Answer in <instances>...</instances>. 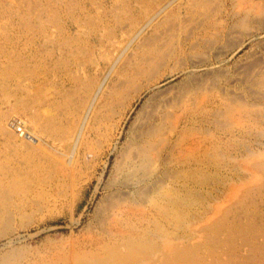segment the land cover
Instances as JSON below:
<instances>
[{
    "label": "rangeland",
    "instance_id": "374dc122",
    "mask_svg": "<svg viewBox=\"0 0 264 264\" xmlns=\"http://www.w3.org/2000/svg\"><path fill=\"white\" fill-rule=\"evenodd\" d=\"M129 239L264 264V0H0V264Z\"/></svg>",
    "mask_w": 264,
    "mask_h": 264
},
{
    "label": "bare ground",
    "instance_id": "6f19581e",
    "mask_svg": "<svg viewBox=\"0 0 264 264\" xmlns=\"http://www.w3.org/2000/svg\"><path fill=\"white\" fill-rule=\"evenodd\" d=\"M81 9V8H80ZM54 122V121H53ZM256 185V184H255ZM254 185V186H255ZM243 188V187H242ZM180 190V189H179ZM169 192V191H168ZM253 192V191H252ZM173 193V192H172ZM236 194V193H235ZM161 195V194H160ZM252 196V195H251ZM262 196V195H261ZM184 198V197H183ZM158 203V202H157ZM194 203V202H193ZM156 204V203H155ZM191 204V203H190ZM189 205V204H188ZM254 205V204H253ZM260 205V204H259ZM228 210V209H227ZM254 210V209H253ZM161 212V211H160ZM190 213V212H189ZM259 213V212H258ZM158 214V213H157ZM181 216V214H179ZM246 215V214H245ZM208 216V215H207ZM206 216V217H207ZM175 217V216H174ZM143 218V217H142ZM179 218V217H178ZM177 218V219H178ZM184 218V216H183ZM173 219V218H172ZM176 220V218H174ZM180 219V218H179ZM182 219V218H181ZM189 221V220H188ZM237 221V220H235ZM249 221V220H248ZM180 222V221H179ZM212 223V222H211ZM213 224V223H212ZM219 224V223H218ZM250 224V223H249ZM216 225V224H215ZM189 226V225H188ZM247 227V225H245ZM130 227V226H128ZM133 227V225H132ZM183 227V226H182ZM218 227V225H217ZM216 227V228H217ZM237 227V226H236ZM146 228V227H145ZM148 228V227H147ZM155 228V227H154ZM213 228V227H212ZM241 228V226H240ZM239 228V229H240ZM244 228V227H243ZM249 228V227H247ZM257 228V227H256ZM127 229V228H126ZM134 228H130L129 231H133ZM206 229V228H205ZM208 229V228H207ZM128 230V229H127ZM140 230V229H139ZM128 231V232H129ZM195 231V230H194ZM241 231V230H240ZM127 232V233H128ZM130 233V232H129ZM135 233V232H134ZM193 233V232H192ZM241 233V232H240ZM122 234V233H121ZM124 234V233H123ZM166 234V233H165ZM195 234V233H194ZM132 235V234H131ZM156 235V234H155ZM168 236V234H166ZM129 236V235H128ZM202 236V235H201ZM204 236V235H203ZM114 237V236H113ZM133 237V235H132ZM136 237V236H135ZM154 237V235H153ZM169 237V236H168ZM231 237V236H230ZM131 238V237H129ZM213 238V237H212ZM139 239V237H138ZM169 239V238H168ZM199 239V238H198ZM228 239V238H226ZM137 240V239H136ZM173 240V239H172ZM141 240H130L125 244H122L119 246L115 245L113 248L104 246L103 250L107 253H110V255L105 258L102 257H95V256H88L85 258H80L79 261H77L76 264H197L195 261L197 260L196 256H194L193 253L187 252L185 255H180L182 253L181 251H174V250H168L166 252H161L162 257L160 260L156 261L155 259H152L149 255V246L144 244V242H140ZM198 241V240H196ZM194 241V242H196ZM152 242V241H151ZM155 242V241H154ZM181 242V241H180ZM179 242V243H180ZM122 243V242H121ZM214 243V242H213ZM149 244V243H148ZM206 244V243H205ZM208 244V243H207ZM216 244V243H215ZM150 245V244H149ZM166 245V244H165ZM191 245V244H190ZM246 245V244H245ZM212 246V244H211ZM210 246V247H211ZM151 247V245H150ZM155 247V246H154ZM178 247V246H177ZM213 247V246H212ZM162 248V247H159ZM158 248V249H159ZM193 248V247H191ZM264 248V247H263ZM151 249V248H150ZM157 249V251H159ZM200 249V248H199ZM110 250V251H109ZM112 250V252H111ZM163 250V249H162ZM161 250V251H162ZM151 251V250H150ZM184 251V250H183ZM256 251V250H255ZM99 255V253L97 252ZM112 254V255H111ZM155 257V256H154ZM69 258V257H68ZM258 261V260H257ZM72 262V261H71ZM259 262V261H258ZM74 264V262H72ZM260 263V262H259ZM263 263V262H262ZM71 264V263H70ZM201 264V263H199Z\"/></svg>",
    "mask_w": 264,
    "mask_h": 264
}]
</instances>
